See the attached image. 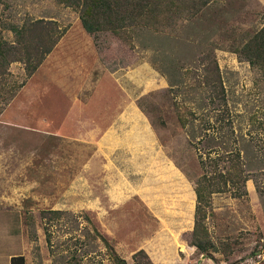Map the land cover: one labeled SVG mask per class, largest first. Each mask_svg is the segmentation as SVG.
I'll return each instance as SVG.
<instances>
[{
	"label": "rangeland",
	"instance_id": "rangeland-1",
	"mask_svg": "<svg viewBox=\"0 0 264 264\" xmlns=\"http://www.w3.org/2000/svg\"><path fill=\"white\" fill-rule=\"evenodd\" d=\"M200 1L96 46L70 7L0 0L3 40L29 19L65 31L30 78L10 66V101L0 92V264H114L113 253L131 264L140 249L155 264H264V69L238 54L264 25V0ZM204 55L225 106L202 84ZM231 152L239 181L209 197L200 253L189 245L200 162Z\"/></svg>",
	"mask_w": 264,
	"mask_h": 264
},
{
	"label": "trees",
	"instance_id": "trees-1",
	"mask_svg": "<svg viewBox=\"0 0 264 264\" xmlns=\"http://www.w3.org/2000/svg\"><path fill=\"white\" fill-rule=\"evenodd\" d=\"M55 1L77 11L83 30L89 36L94 37L93 41L96 46L98 45L96 36L99 34L110 33L116 37H123L127 30L134 28L154 29L158 26H163V22H166V24L174 22L177 17L176 14L185 10L189 11L192 16L205 5V3L198 5L201 2L200 0ZM191 11L194 12L191 13ZM161 16L166 19L160 21ZM11 31L14 33L12 42L0 38V92H4V94H6V91L12 90V87H6L10 66L13 63H21L25 78H30L45 58L53 51L65 33L64 30L59 28L57 22L43 19H29L21 26H13ZM238 52L240 58L248 62L251 67L264 69V25L239 48ZM200 62L205 67L202 84L206 87H211L208 95L209 99L212 103L218 102L225 106V91L216 61H209L208 56L204 55L200 58ZM24 82L17 88L19 89ZM3 100L8 102L10 98L8 96V98L5 97ZM210 142H214V137H211ZM231 154L217 155L213 159L208 154L206 159H202L200 162L202 169L206 171L202 179L196 181L194 190L196 194L194 225L189 242V245L196 248L200 253L206 252L212 246L207 238V230L204 225L206 207L209 206V197L212 194L225 192L230 184L235 186L239 181L237 176L240 175L232 174L231 170L238 164L239 153L231 152ZM240 172H242L241 168ZM233 176L236 179L233 180ZM247 180L248 176H245L241 180L240 186H236L238 195H240V191L244 190V184ZM243 194H247V192L243 191ZM44 215L43 220L50 221L60 217L62 212L46 211ZM46 240L47 242L49 241L48 238ZM106 245H108L107 242ZM112 260L114 264H126L124 260L114 253L112 254ZM131 260V264H155L153 259L143 249L134 252ZM9 264H25V258L21 255L12 256Z\"/></svg>",
	"mask_w": 264,
	"mask_h": 264
},
{
	"label": "crops",
	"instance_id": "crops-1",
	"mask_svg": "<svg viewBox=\"0 0 264 264\" xmlns=\"http://www.w3.org/2000/svg\"><path fill=\"white\" fill-rule=\"evenodd\" d=\"M85 32V31H84ZM86 33V32H85ZM87 34V33H86ZM88 35V34H87ZM63 37V36H62ZM62 37H61V39L59 40V42H58V44L55 46V47H57V46H59L61 43H62ZM188 230H189V228H188Z\"/></svg>",
	"mask_w": 264,
	"mask_h": 264
}]
</instances>
